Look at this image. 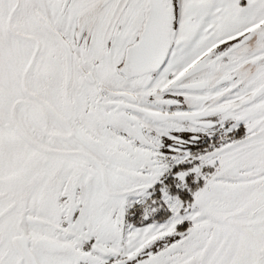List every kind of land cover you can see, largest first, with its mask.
I'll list each match as a JSON object with an SVG mask.
<instances>
[{
  "label": "snow or ice",
  "instance_id": "snow-or-ice-1",
  "mask_svg": "<svg viewBox=\"0 0 264 264\" xmlns=\"http://www.w3.org/2000/svg\"><path fill=\"white\" fill-rule=\"evenodd\" d=\"M0 264H264V0H0Z\"/></svg>",
  "mask_w": 264,
  "mask_h": 264
}]
</instances>
